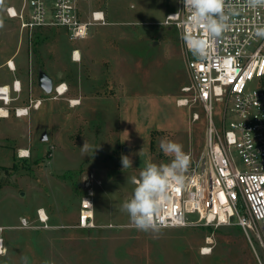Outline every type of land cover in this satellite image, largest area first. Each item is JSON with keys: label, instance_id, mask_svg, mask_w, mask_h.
<instances>
[{"label": "rangeland", "instance_id": "rangeland-1", "mask_svg": "<svg viewBox=\"0 0 264 264\" xmlns=\"http://www.w3.org/2000/svg\"><path fill=\"white\" fill-rule=\"evenodd\" d=\"M21 2L0 0V85L10 88V101H0V264H264L260 226L248 236L236 225L143 231L122 210L133 195L132 177L148 162H170L161 140L182 144L186 153L204 148L205 108L184 90L182 35L166 22L180 0L82 1L85 12L102 9L107 23L75 40L61 27L22 29L6 13ZM73 49L79 61L71 59ZM42 75L52 81L50 93L39 86ZM60 84L65 91L57 94ZM181 98L189 103L178 106ZM31 100L39 107L17 117L15 108ZM211 108L219 129L222 104L213 99ZM124 156L132 167L123 168ZM88 185L95 227L85 229L76 223ZM38 209L47 225L36 218Z\"/></svg>", "mask_w": 264, "mask_h": 264}, {"label": "built area", "instance_id": "built-area-1", "mask_svg": "<svg viewBox=\"0 0 264 264\" xmlns=\"http://www.w3.org/2000/svg\"><path fill=\"white\" fill-rule=\"evenodd\" d=\"M85 0H22L21 6H8L9 17L17 18L20 27L33 30L43 27L64 28L70 40L85 38L92 25L107 23L102 9L85 12ZM226 29L216 37H209L203 28L187 21L189 13L183 9L167 15L166 22L175 24L182 35L191 102L204 105L207 130L204 148L197 154L187 153L191 163L186 173V187L173 188L170 199L157 217V228L183 226H239L248 236L254 227L264 230V7L251 8L247 0H225ZM191 34L209 45V56L201 60L187 47L184 36ZM78 49L71 51V59L79 61ZM7 66L14 70L13 61ZM61 88V89H60ZM12 89L21 90L19 80ZM57 94L65 88L55 86ZM10 88L0 85V101H10ZM222 104L221 127L212 120V100ZM40 100L15 108L17 117L26 116L31 108L37 109ZM189 103L186 98L176 101L178 106ZM3 107H0V115ZM192 120L199 119L196 111ZM235 156L240 160L237 165ZM90 177L93 175L90 173ZM100 184V181H96ZM92 188L88 185L81 198L76 226L95 227L93 220ZM195 214L190 219L188 215ZM36 218L47 225V215L38 209ZM28 227L26 218L20 221ZM131 227H135L132 223ZM1 230V228H0ZM2 240L0 238V248Z\"/></svg>", "mask_w": 264, "mask_h": 264}, {"label": "clouds", "instance_id": "clouds-1", "mask_svg": "<svg viewBox=\"0 0 264 264\" xmlns=\"http://www.w3.org/2000/svg\"><path fill=\"white\" fill-rule=\"evenodd\" d=\"M182 4L189 13L188 23L203 28L209 37L219 36L226 29L225 0H182ZM247 4L253 9L264 7V0H247ZM258 34L264 35V29L258 30ZM184 39L193 55L201 60L208 58L207 42L191 34H186ZM89 147L84 142L82 152L86 154ZM159 147L165 156L171 157L170 162H148L140 171L139 178L132 177L135 185L133 195L122 205L130 222L143 231L157 230V217L170 199L172 189L186 187V173L191 163V157L183 150L182 144L165 138ZM122 165L123 168L132 167V161L124 156Z\"/></svg>", "mask_w": 264, "mask_h": 264}, {"label": "water", "instance_id": "water-1", "mask_svg": "<svg viewBox=\"0 0 264 264\" xmlns=\"http://www.w3.org/2000/svg\"><path fill=\"white\" fill-rule=\"evenodd\" d=\"M39 86L45 93H50L53 87L52 81L49 77L42 75L39 77ZM45 133H42L41 139H45Z\"/></svg>", "mask_w": 264, "mask_h": 264}, {"label": "bare ground", "instance_id": "bare-ground-1", "mask_svg": "<svg viewBox=\"0 0 264 264\" xmlns=\"http://www.w3.org/2000/svg\"><path fill=\"white\" fill-rule=\"evenodd\" d=\"M60 89H61V88H60ZM74 103H76V101H74ZM1 112H3V113H4L5 111L1 110ZM4 115H5V113H4Z\"/></svg>", "mask_w": 264, "mask_h": 264}, {"label": "trees", "instance_id": "trees-1", "mask_svg": "<svg viewBox=\"0 0 264 264\" xmlns=\"http://www.w3.org/2000/svg\"><path fill=\"white\" fill-rule=\"evenodd\" d=\"M13 167H15V164L13 165ZM239 227V226H238ZM240 228V227H239Z\"/></svg>", "mask_w": 264, "mask_h": 264}]
</instances>
